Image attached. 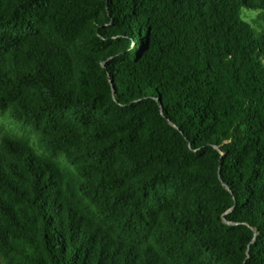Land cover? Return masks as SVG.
I'll return each mask as SVG.
<instances>
[{"label":"trees","instance_id":"obj_1","mask_svg":"<svg viewBox=\"0 0 264 264\" xmlns=\"http://www.w3.org/2000/svg\"><path fill=\"white\" fill-rule=\"evenodd\" d=\"M0 111L4 264H264V0H0Z\"/></svg>","mask_w":264,"mask_h":264},{"label":"rangeland","instance_id":"obj_2","mask_svg":"<svg viewBox=\"0 0 264 264\" xmlns=\"http://www.w3.org/2000/svg\"><path fill=\"white\" fill-rule=\"evenodd\" d=\"M259 11L255 10H244L242 13V17L245 21H247L251 26L261 30L263 27L258 21ZM13 133V134H29L32 138L34 134L30 131H25L23 128L19 127L18 124L14 123L6 112L0 111V139L5 133ZM0 264H4L2 257L0 256Z\"/></svg>","mask_w":264,"mask_h":264}]
</instances>
